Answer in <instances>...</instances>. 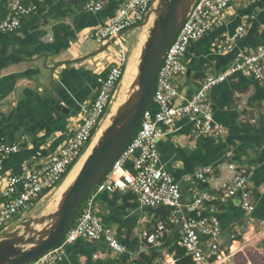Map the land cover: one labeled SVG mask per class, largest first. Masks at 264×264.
Returning a JSON list of instances; mask_svg holds the SVG:
<instances>
[{
    "label": "crops",
    "instance_id": "crops-1",
    "mask_svg": "<svg viewBox=\"0 0 264 264\" xmlns=\"http://www.w3.org/2000/svg\"><path fill=\"white\" fill-rule=\"evenodd\" d=\"M89 1L103 3V9L86 12L84 5ZM124 1L51 0L37 13L24 17L16 31L0 33V138L19 146V152L4 162L0 192L7 177L48 165L59 157L83 110L96 97L97 79L105 77L125 56L122 38L101 45L87 37L89 31L105 25ZM5 14L6 6L0 2V21ZM151 18L128 30L136 31V46ZM241 24L245 26L242 40L230 51H221L220 46ZM259 46H264V0H233L221 21L185 53L184 73L178 81L181 95L195 93L206 73L229 67L239 50ZM209 97L214 120L225 128V134L195 137L191 125L181 120L158 141V166L179 185L184 203L189 198L188 175L213 169L210 182L197 185L206 190L230 178L229 162L253 167V222L238 199L219 207L222 262L217 264H264V86L237 74L214 88ZM57 100L62 111L56 109ZM227 154L232 155L231 161ZM131 167L129 161L126 169L131 171ZM94 208L125 253L115 255L103 242L78 240L58 247L53 264H138L141 255L153 253L159 255L153 264L175 260V251L181 248L176 227L165 235L160 248L143 240L144 232L152 231L158 221H166L170 215L167 208H140L130 193L120 192L99 194Z\"/></svg>",
    "mask_w": 264,
    "mask_h": 264
},
{
    "label": "built area",
    "instance_id": "built-area-1",
    "mask_svg": "<svg viewBox=\"0 0 264 264\" xmlns=\"http://www.w3.org/2000/svg\"><path fill=\"white\" fill-rule=\"evenodd\" d=\"M51 0H0L6 6V14L0 21V33L16 31L24 17L37 13L39 7ZM233 0H194L185 22L164 55L156 76L155 89L150 106L145 110L138 127L112 167L81 204L76 217L65 234L61 247L78 240L103 242L115 254L125 253L115 234L104 228L94 208L101 193H130L140 208L165 207L170 211L166 221H158L152 231L143 233L146 245L162 246L170 229H178L179 244L185 255L195 264H217L221 258V232L217 212L220 206L238 199L241 208L253 222L251 214L255 203L250 189L254 168L242 167L232 162L226 165L231 175L218 187L199 190L198 184H208L213 169L204 168L185 177L189 198L183 202L179 185L173 177L158 166V141L165 137L176 123L186 120L195 137H222L226 130L214 120L210 100L211 91L240 74L264 86V46L239 50L224 70L208 72L198 90L183 96L178 81L184 73L183 62L192 43L198 41L219 23ZM157 0H125L117 13L101 27L87 33L98 44L118 41L130 29L145 23L152 16ZM103 3L89 1L84 10L97 13ZM146 19V20H145ZM241 24L235 34L220 46L221 51L231 50L234 43L244 37ZM126 58L111 66L105 77L97 79L98 89L94 101L83 110L73 134L68 138L59 157L50 164L31 169L22 175L9 176L0 192V230L30 210L40 196L61 185L73 167L93 142L99 128L109 114L124 76ZM19 152L17 144L0 138V175L4 162ZM226 159L231 161L232 155ZM132 161L131 171L126 164ZM70 167V170H68ZM234 238L233 236L231 237ZM59 246V247H60ZM58 248L27 264H53ZM161 264H176L175 260H163Z\"/></svg>",
    "mask_w": 264,
    "mask_h": 264
},
{
    "label": "water",
    "instance_id": "water-1",
    "mask_svg": "<svg viewBox=\"0 0 264 264\" xmlns=\"http://www.w3.org/2000/svg\"><path fill=\"white\" fill-rule=\"evenodd\" d=\"M193 1L157 0L139 54L137 92L117 110L61 196L57 211L37 220L24 219L21 226L0 236V264H27L61 245L81 204L129 143L143 113L150 106L164 55L185 22ZM60 104L57 100L56 109L62 111Z\"/></svg>",
    "mask_w": 264,
    "mask_h": 264
},
{
    "label": "bare ground",
    "instance_id": "bare-ground-1",
    "mask_svg": "<svg viewBox=\"0 0 264 264\" xmlns=\"http://www.w3.org/2000/svg\"><path fill=\"white\" fill-rule=\"evenodd\" d=\"M153 19V18H151ZM150 19L149 25L152 22ZM147 28V27H146ZM143 31L144 34L142 35V38L139 39L140 41L137 42V46L135 47L134 53L130 59V61L126 64L124 76L122 78V81L119 85L118 92L116 99L114 100L112 104V108L107 115L106 119L103 122V125L99 128L97 134L95 135V138L93 142L91 143L90 147L87 149L85 154L82 156V158L79 160V162L73 167V169L69 172L67 177L64 179V181L61 183V185L55 189V191L49 196L48 204L45 208V214L51 215L54 214L58 206L60 204V201L62 199V195L64 191L67 189V187L72 183V181L75 179L76 175L78 174L79 170L81 169L83 163L85 162L86 158L90 154L92 148L96 145L98 139L101 137L103 131L108 127L107 125L110 124L111 119L116 114L117 110L127 101V99L137 92V77H138V64H139V58H140V52L142 49V46L146 40L147 35V29ZM146 31V32H145ZM141 36V35H140Z\"/></svg>",
    "mask_w": 264,
    "mask_h": 264
},
{
    "label": "rangeland",
    "instance_id": "rangeland-1",
    "mask_svg": "<svg viewBox=\"0 0 264 264\" xmlns=\"http://www.w3.org/2000/svg\"><path fill=\"white\" fill-rule=\"evenodd\" d=\"M135 35H136V31H128L126 32L121 38H122V42L125 45L126 48V54H125V58H126V64L130 61L135 47H136V43H135ZM135 43V44H134ZM126 66V65H125ZM70 170V167L69 169ZM58 188V187H57ZM55 190H53L54 192ZM53 192H48L45 193L44 195L40 196L39 201L34 204V206L28 210L25 213L20 214L15 221L7 224L3 229L0 230V236H2L3 234H5V232H9L12 229L21 226L22 222L24 219H28V218H32V219H40L42 216L47 217V215L45 214V208L48 204L49 201V196H51V194Z\"/></svg>",
    "mask_w": 264,
    "mask_h": 264
},
{
    "label": "trees",
    "instance_id": "trees-1",
    "mask_svg": "<svg viewBox=\"0 0 264 264\" xmlns=\"http://www.w3.org/2000/svg\"><path fill=\"white\" fill-rule=\"evenodd\" d=\"M157 257H159V255L156 254V253H153V254H151L149 256L141 255L139 257V259L137 260V263L138 264L139 263L140 264L141 263L142 264H153L154 259H156ZM174 257H175V263L176 264H194L193 261L189 257H187L185 255V252H184V250L182 248H178L175 251Z\"/></svg>",
    "mask_w": 264,
    "mask_h": 264
}]
</instances>
